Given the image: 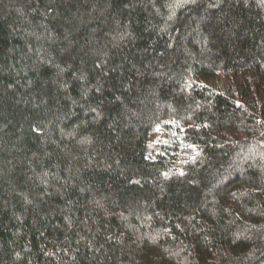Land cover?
Masks as SVG:
<instances>
[{"label": "trees", "instance_id": "1", "mask_svg": "<svg viewBox=\"0 0 264 264\" xmlns=\"http://www.w3.org/2000/svg\"><path fill=\"white\" fill-rule=\"evenodd\" d=\"M0 264H264V0H0Z\"/></svg>", "mask_w": 264, "mask_h": 264}, {"label": "rangeland", "instance_id": "2", "mask_svg": "<svg viewBox=\"0 0 264 264\" xmlns=\"http://www.w3.org/2000/svg\"><path fill=\"white\" fill-rule=\"evenodd\" d=\"M159 136H160V135H159ZM156 138H158V139H159L160 137H158V135H156V136L154 137V139H156Z\"/></svg>", "mask_w": 264, "mask_h": 264}]
</instances>
